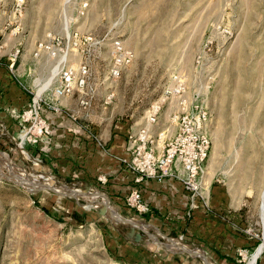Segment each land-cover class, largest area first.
Instances as JSON below:
<instances>
[{
  "label": "rangeland",
  "instance_id": "rangeland-1",
  "mask_svg": "<svg viewBox=\"0 0 264 264\" xmlns=\"http://www.w3.org/2000/svg\"><path fill=\"white\" fill-rule=\"evenodd\" d=\"M13 3L5 0V39L10 36L11 27L5 25ZM82 4L87 5L83 16ZM48 34L62 37L64 44L67 38L80 41L87 36L102 41L88 51L80 44L69 63L76 67L86 61L91 69L96 94L90 109L79 116L84 124L99 127L100 135L116 123L143 125L148 106L181 77L186 97L200 101L208 113L211 148L203 177L208 203L186 207L181 223L153 230L139 221L135 230L111 219L102 207H88L103 202L101 198L70 195L77 190L108 196L105 191L62 181L41 159L35 161L30 145L23 149L27 155L18 149L20 131L13 140L4 132L0 264H204L199 254L190 256L191 261L186 255L177 258L175 251L152 244L151 238L203 252L210 264H247L264 235V0H25L19 31L11 37L20 45L14 68L26 89L41 81L44 85L57 64L46 55H32ZM114 39L133 52V60L111 82L105 77ZM110 91L114 97L105 105ZM174 107L175 102L167 100L154 132L167 128ZM13 175L56 187L60 194L19 184ZM121 199L120 205L113 203L121 216L142 219ZM195 211L227 216L234 233L221 241L206 238L201 227L188 224ZM263 262L264 250L255 264Z\"/></svg>",
  "mask_w": 264,
  "mask_h": 264
},
{
  "label": "built area",
  "instance_id": "built-area-1",
  "mask_svg": "<svg viewBox=\"0 0 264 264\" xmlns=\"http://www.w3.org/2000/svg\"><path fill=\"white\" fill-rule=\"evenodd\" d=\"M24 4L25 0H14L9 22L5 25V29L11 27L10 36H16L19 31ZM4 5L5 0H0V15L5 13ZM86 8V4L81 5L79 9L81 16L84 15ZM3 44L0 43V50ZM80 44L86 46L88 51L91 46L102 45V41L87 36L80 41L74 38L71 41L67 38L64 44L62 37L48 34L44 40L36 44L32 54L35 59L46 55L51 60L60 57H66V60L57 68L49 86L39 95L37 91L42 81L38 82L34 89H28L31 94L30 103L17 115L20 134L16 145L22 153L27 155L23 150L25 146H36L41 139L51 136L52 122L47 114L64 113L61 106L63 99L77 95L80 109L91 107L97 89L91 82L92 72L89 65L82 60L76 67L69 65L71 57L74 56V48L80 47ZM82 52L81 50V55ZM19 54L20 48H13L9 68L14 67ZM132 60L133 52L122 41L114 39L108 50L105 80L111 82L117 80ZM174 80L171 89L165 91L145 110L143 125L128 136L130 141L128 156L121 162L136 175L135 182L140 183L144 179H153L157 183L166 180L176 181L187 193L189 207L196 208L195 204H198V201L206 206L208 195L203 188L204 164L211 148V139L206 130L208 113L200 101L197 99L191 101L186 97V86L181 77H175ZM113 97V92H108L103 104H109ZM167 100L175 102L174 109L168 115V126L154 132L152 128L158 123ZM67 116L72 120L77 119L72 113H67ZM35 161L40 162V159L36 157ZM99 181L104 182L101 178ZM125 202L127 207L137 214L143 215L149 211V206L139 189L132 190L125 197Z\"/></svg>",
  "mask_w": 264,
  "mask_h": 264
},
{
  "label": "crops",
  "instance_id": "crops-1",
  "mask_svg": "<svg viewBox=\"0 0 264 264\" xmlns=\"http://www.w3.org/2000/svg\"><path fill=\"white\" fill-rule=\"evenodd\" d=\"M4 16V13L0 15V35L3 36L0 43H4L0 50L1 145L4 144L2 140L4 132L10 140L15 138L19 131L17 115L26 109L31 100V94L28 88L26 89L20 83L15 68H9L10 53L13 48H20V45L11 36L4 38V22H2ZM41 85L42 83L39 87ZM74 96L75 99H72ZM61 106L64 113L47 114L52 122L51 136L41 139L39 144L31 146L28 150L31 155H36L41 159L43 167L48 172L59 176L64 182L72 180L84 185L97 186L107 193L109 197L102 196L108 199L112 207H114V202L120 205L121 198L124 199L132 190L139 189L149 206V211L140 215L142 219L136 220L137 222L140 221L153 230H156L154 226L181 223L179 221L182 219L181 215L188 207V195L181 184L171 180L157 183L153 179H144L140 183L135 182L136 175L121 162L128 156L130 145L128 136L136 132L140 126L133 128L124 123H116L108 134L100 135L99 127L84 124L81 120L80 112H87L90 107L80 109L77 95L63 99ZM67 113L75 114L77 119H70ZM99 178L104 182H100ZM59 183L63 184V182ZM192 215L188 224L192 228L201 227L206 238L218 237L221 241L234 233L227 216H221L222 214L214 217L206 216L200 211H195ZM201 228H198L199 232ZM135 230L138 229L135 228ZM136 236L143 237L139 233ZM155 239L163 241L159 238ZM176 256L178 258L180 255Z\"/></svg>",
  "mask_w": 264,
  "mask_h": 264
},
{
  "label": "bare ground",
  "instance_id": "bare-ground-1",
  "mask_svg": "<svg viewBox=\"0 0 264 264\" xmlns=\"http://www.w3.org/2000/svg\"><path fill=\"white\" fill-rule=\"evenodd\" d=\"M68 1V0H67ZM65 33H68V30L65 29ZM66 60V57H60L59 59H57V64L55 65V67L53 68L52 72H51V75L50 77L46 80L45 84L43 86H41L38 91H37V95H39L43 89H45L47 86H49V84L52 82V79H53V75L54 73L56 72L57 68ZM7 160L9 161V159L7 158ZM11 171V169H9ZM8 170V171H9ZM41 178V177H40ZM33 179V178H32ZM43 179V178H41ZM17 181L19 182V184H22V185H31L33 188H37V189H46L48 191H51V192H54L56 194H60L58 188H54L52 186H47L45 185L44 183H41V182H38L36 180H29L27 178H22L19 176V179H17ZM46 181V180H45ZM74 192H76L77 190H72ZM72 191H70V193H72ZM93 196L94 198H101L103 200V202H96V203H93L90 204L88 207L90 206H99V207H102L103 209L106 210V212L110 215V218L113 219V220H116V221H122V219H120L117 215H112L109 213V211H112L114 210V207H112L110 204H108L104 199H103V196L102 195H95L94 193H90L86 196ZM264 221V220H263ZM135 228H137V225L135 226ZM139 228V227H138ZM142 228V227H141ZM152 241H154L155 243H158V244H165V248L170 250V251H175L176 249H184L188 256H192L194 254H199V256L201 257V259L203 260V263H209L208 261V258L207 256L205 255V253L203 252H195V251H190L186 248H183L182 246H180L178 243L174 242L173 240H170V239H166V241H159L158 239H155V238H151ZM169 242H172L173 244V247L169 246L168 243ZM264 250V235H263V239H262V243L259 245L258 249L256 250V252L250 257L249 261L247 262V264H255L256 263V260L257 258L259 257L260 253H262V251Z\"/></svg>",
  "mask_w": 264,
  "mask_h": 264
},
{
  "label": "water",
  "instance_id": "water-1",
  "mask_svg": "<svg viewBox=\"0 0 264 264\" xmlns=\"http://www.w3.org/2000/svg\"><path fill=\"white\" fill-rule=\"evenodd\" d=\"M39 169H41V168H39ZM13 177L14 178H16V179H19V176L18 175H13ZM44 189V188H43ZM87 192V191H86ZM89 192H91V190H89L88 191V193ZM54 193V192H53ZM95 195H103V194H100V193H97V192H95L94 193ZM70 195H82V196H86V193L85 192H82V191H76V192H74V191H72V193H70ZM109 213L110 214H112V215H117L120 219H122V221H120V222H122V223H124V224H126V225H134V226H136L137 225V221L136 220H134V219H128V218H125V217H123V216H121L119 213H118V211L117 210H112V211H109ZM137 238L138 239H141V240H144V239H142V237H138L137 236ZM146 241V240H145ZM152 241V240H151ZM153 243L152 244H154V245H160V246H162V247H164L165 246V244H158V243H155L154 241H152ZM151 243V242H150ZM164 245V246H163ZM168 245L169 246H171V247H173V244H172V242H169L168 243ZM165 248V247H164ZM166 249V248H165ZM150 252H154L153 250H149ZM176 255H186V257H187V260H189V261H191V259H190V257L188 256V254H187V252L184 250V249H182V248H180V249H176L175 250V252H174ZM206 255V254H205ZM205 264H210V263H205Z\"/></svg>",
  "mask_w": 264,
  "mask_h": 264
}]
</instances>
